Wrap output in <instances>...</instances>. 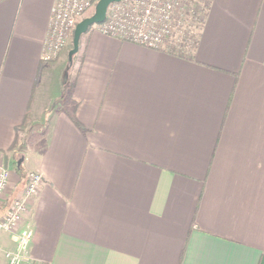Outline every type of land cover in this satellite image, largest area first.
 Wrapping results in <instances>:
<instances>
[{"label":"crops","instance_id":"crops-1","mask_svg":"<svg viewBox=\"0 0 264 264\" xmlns=\"http://www.w3.org/2000/svg\"><path fill=\"white\" fill-rule=\"evenodd\" d=\"M54 3L0 0L10 199L42 175L21 264H264V0H210L190 57L94 25L68 77Z\"/></svg>","mask_w":264,"mask_h":264},{"label":"built area","instance_id":"built-area-1","mask_svg":"<svg viewBox=\"0 0 264 264\" xmlns=\"http://www.w3.org/2000/svg\"><path fill=\"white\" fill-rule=\"evenodd\" d=\"M98 0H55L48 31L43 59L53 61L65 47L81 15ZM120 2H115L119 4ZM177 0H130L129 7L121 16L114 12L113 4L109 7L106 19L98 24L106 34L131 40L147 47L161 49L173 31V11ZM210 1V0H208ZM116 11V10H115ZM11 182V170L4 163L0 152V230L12 233L16 242L13 250L6 251L9 264H21L28 252L34 232L22 227L25 215L29 211V200L39 191L42 175L31 172L22 193L10 200L7 208V189ZM2 209V210H1Z\"/></svg>","mask_w":264,"mask_h":264},{"label":"rangeland","instance_id":"rangeland-1","mask_svg":"<svg viewBox=\"0 0 264 264\" xmlns=\"http://www.w3.org/2000/svg\"><path fill=\"white\" fill-rule=\"evenodd\" d=\"M129 2L130 0H125L119 4L114 3L113 4L114 12L117 13L118 11L119 13L118 16H121L122 15L121 12H123L125 8L126 10L128 9L130 5ZM176 3L177 4L173 11V31L170 37L168 38V42L164 44L165 46L161 49H164L165 47L168 48L169 47L168 45L170 44H176L178 47H180V45L181 46L183 45L186 51H190L191 49H193V47L195 46L199 38L201 26L204 20L205 12L207 10L209 1L208 0H177ZM94 10H95V5L88 8L86 11H84V13L81 15V19L88 15H91L94 12ZM65 47L69 48V50L72 48L71 35H69L68 41ZM72 69H73V66H69L68 61H67V64L65 67L66 72L68 73H70L71 71L73 72ZM21 156L22 155L20 154L17 155L15 157V160L18 161L21 158ZM28 178H29V175H28ZM22 188H24V185ZM6 197H7V200L9 201L5 202L4 204L5 208H7L11 200L9 194H7ZM4 210L6 211V209ZM4 210H2L0 214H2Z\"/></svg>","mask_w":264,"mask_h":264},{"label":"water","instance_id":"water-1","mask_svg":"<svg viewBox=\"0 0 264 264\" xmlns=\"http://www.w3.org/2000/svg\"><path fill=\"white\" fill-rule=\"evenodd\" d=\"M121 0H98L95 4V10L91 15H88L79 20L74 28V35L72 40V48L68 52L69 66L74 62V55L79 51L82 36L88 32L91 26L103 22L108 14L109 7ZM24 157L18 160V165H21Z\"/></svg>","mask_w":264,"mask_h":264},{"label":"trees","instance_id":"trees-1","mask_svg":"<svg viewBox=\"0 0 264 264\" xmlns=\"http://www.w3.org/2000/svg\"><path fill=\"white\" fill-rule=\"evenodd\" d=\"M209 4H210V1H209ZM209 4H208V6H207V10H208V7H209ZM207 10H206V12H205V16H206V14H207ZM205 16H204V18H205ZM203 23H204V20H203ZM203 23H202V26H203ZM100 24V23H99ZM98 25V24H97ZM94 26V25H93ZM202 26H201V28H202ZM92 27V26H91ZM73 35H74V30L72 31V33H71V37H72V40H73ZM196 44H197V42H196ZM196 44H195V46L193 47V49H191L190 51H186L185 50V48L183 47V45L181 46L180 45V47H178L176 44H170V45H168L169 47L167 48V47H165L164 49H167V50H169L170 52H173V53H177V54H180V55H183V56H191L192 55V52L194 51V49H195V47H196ZM188 52L189 53H191V55H189L188 54ZM77 54V53H76ZM76 54L74 55V59H75V57H76ZM68 72H66L65 73V77H68ZM19 129V127L17 128V130ZM18 143V137H16V139H15V143H14V145H16ZM18 162V161H17ZM16 162V169H17V171L21 174V176L22 177H24V176H26V174L23 172V166H22V164L21 165H18V163Z\"/></svg>","mask_w":264,"mask_h":264}]
</instances>
